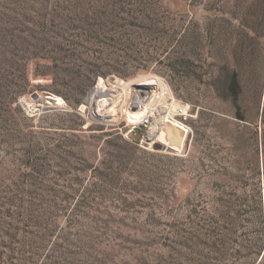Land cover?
Wrapping results in <instances>:
<instances>
[{
	"label": "rangeland",
	"instance_id": "374dc122",
	"mask_svg": "<svg viewBox=\"0 0 264 264\" xmlns=\"http://www.w3.org/2000/svg\"><path fill=\"white\" fill-rule=\"evenodd\" d=\"M256 167L264 207V0H0V264H187Z\"/></svg>",
	"mask_w": 264,
	"mask_h": 264
},
{
	"label": "trees",
	"instance_id": "16d2710c",
	"mask_svg": "<svg viewBox=\"0 0 264 264\" xmlns=\"http://www.w3.org/2000/svg\"><path fill=\"white\" fill-rule=\"evenodd\" d=\"M105 71H96L91 77L78 79L82 85L81 95L88 96L92 92L95 76ZM72 78V77H71ZM91 82L88 84H84ZM52 101H59V97L48 95ZM81 97L75 99L79 102ZM256 179L252 183L251 194H231L222 207L203 208L198 213L195 222L193 253L187 264H264L263 213L264 207L259 183V169L256 167ZM31 184V183H29ZM250 201L251 204L244 203ZM246 201V202H247ZM250 226V238L247 239L246 228ZM198 243V244H197ZM37 248L44 250L45 244L39 243ZM198 247L196 248V246ZM36 254V253H33ZM38 252L37 256L38 259ZM27 259L31 264H36ZM20 264V263H19ZM26 264V263H25Z\"/></svg>",
	"mask_w": 264,
	"mask_h": 264
},
{
	"label": "bare ground",
	"instance_id": "6f19581e",
	"mask_svg": "<svg viewBox=\"0 0 264 264\" xmlns=\"http://www.w3.org/2000/svg\"><path fill=\"white\" fill-rule=\"evenodd\" d=\"M138 97H140V91H137L136 92V96H135V98H134V101L135 102H138L139 104L143 101V103H145V105L146 106H141V107H138L137 105H135V106H130L129 104V106H130V108H129V106L125 109V114L127 115V116H129V117H131L132 119H135V120H138V119H143L144 121H147V122H149L150 123V131H149V133H148V136H147V138H148V140H152L154 137H155V135L157 134V132H158V130H159V128H160V126H161V124H162V121H163V119H164V116H165V111L164 110H162L161 109V112H160V116L158 117L157 116V118L155 117V118H152V120H149V118L147 117V116H144L146 113H147V107H148V105H150V106H154L155 104H157V102L156 101H154V100H152V99H148V100H141V99H139V100H137V98ZM126 101V100H125ZM127 101H129V100H127ZM131 104H133V103H131ZM80 109H83V106H81L80 107ZM150 110V109H149ZM149 112V111H148ZM151 112V111H150ZM152 113V112H151ZM158 113V112H157ZM116 114V112H115V107L114 106H112V107H110V109L108 110V117L109 116H111V118H114V115ZM148 114V113H147ZM149 115V114H148ZM159 115V114H158ZM144 116V117H143ZM151 116H152V114H151ZM156 116V115H155ZM153 117V116H152ZM144 118H146V119H144ZM153 119H155V121H153ZM151 121L153 122V123H151ZM149 127V126H148ZM173 125H168L167 126V129L169 130V131H171V133H172V138L171 139H173L174 138V136H175V132H174V130H173Z\"/></svg>",
	"mask_w": 264,
	"mask_h": 264
},
{
	"label": "built area",
	"instance_id": "2783aa9c",
	"mask_svg": "<svg viewBox=\"0 0 264 264\" xmlns=\"http://www.w3.org/2000/svg\"><path fill=\"white\" fill-rule=\"evenodd\" d=\"M134 106L139 104L138 102H135L134 101ZM172 107V108H171ZM170 108L172 109V112H173V117H179V119H177L178 121L182 122L187 128L188 130H190V127L185 124V119L186 117L188 116V106L186 105H183V104H177L175 106H171ZM151 111H152V114L155 115V112L157 113L158 110L155 108V106L151 107ZM158 114V113H157ZM146 119V118H144ZM135 122L136 124H139L140 126L141 125H146V124H149V122L147 121H144L143 119H140V120H135L133 121ZM134 126V124H132ZM150 129V128H149ZM189 132V131H188ZM181 149V148H180ZM175 150V149H174Z\"/></svg>",
	"mask_w": 264,
	"mask_h": 264
},
{
	"label": "water",
	"instance_id": "95a60500",
	"mask_svg": "<svg viewBox=\"0 0 264 264\" xmlns=\"http://www.w3.org/2000/svg\"><path fill=\"white\" fill-rule=\"evenodd\" d=\"M141 95H144V92H140ZM31 97L33 99H37L38 98V94L36 92L31 94ZM173 130L175 132V136L173 139L170 140V142L176 146L177 148H181L182 144H183V136H184V131L181 128H178L177 126L173 125Z\"/></svg>",
	"mask_w": 264,
	"mask_h": 264
}]
</instances>
